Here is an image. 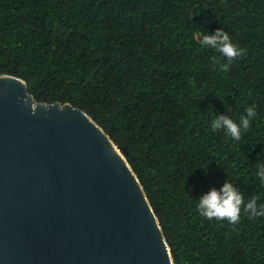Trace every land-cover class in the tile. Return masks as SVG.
I'll use <instances>...</instances> for the list:
<instances>
[{
  "label": "trees",
  "instance_id": "16d2710c",
  "mask_svg": "<svg viewBox=\"0 0 264 264\" xmlns=\"http://www.w3.org/2000/svg\"><path fill=\"white\" fill-rule=\"evenodd\" d=\"M224 28L242 55L227 73L193 33ZM220 62H226L220 58ZM39 102L85 111L127 151L174 264H264V218L209 221L196 202L229 179L260 195L264 0H0V75ZM257 117L233 141L211 120Z\"/></svg>",
  "mask_w": 264,
  "mask_h": 264
},
{
  "label": "water",
  "instance_id": "95a60500",
  "mask_svg": "<svg viewBox=\"0 0 264 264\" xmlns=\"http://www.w3.org/2000/svg\"><path fill=\"white\" fill-rule=\"evenodd\" d=\"M126 155L85 111L0 75V264H174Z\"/></svg>",
  "mask_w": 264,
  "mask_h": 264
},
{
  "label": "clouds",
  "instance_id": "9594fccd",
  "mask_svg": "<svg viewBox=\"0 0 264 264\" xmlns=\"http://www.w3.org/2000/svg\"><path fill=\"white\" fill-rule=\"evenodd\" d=\"M193 39L201 49H211L219 54V57L213 56L212 60L220 72L227 73L230 62L243 52L224 28H216L212 32L197 30L193 33ZM220 58L226 62H220ZM256 117V105L250 104L238 121L225 114L216 115L211 120L210 128L213 132L222 130L233 141H240L242 133L250 128ZM254 175L259 184L264 186V162L256 164ZM260 199V195H255L245 200L237 185L226 179L219 188L209 187L198 196L196 211L206 220L227 221L235 225L240 222L242 212L251 221L264 218V203H258Z\"/></svg>",
  "mask_w": 264,
  "mask_h": 264
}]
</instances>
